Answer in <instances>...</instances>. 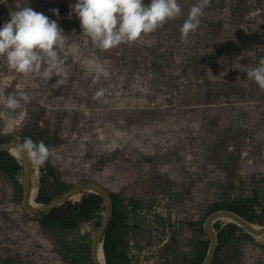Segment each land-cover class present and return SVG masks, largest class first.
Returning <instances> with one entry per match:
<instances>
[{
  "label": "rangeland",
  "instance_id": "rangeland-1",
  "mask_svg": "<svg viewBox=\"0 0 264 264\" xmlns=\"http://www.w3.org/2000/svg\"><path fill=\"white\" fill-rule=\"evenodd\" d=\"M237 1L211 0L185 40L180 29L197 0H179L176 19L133 43L102 50L70 15L77 0H0V27L10 11L27 6L57 21L65 33L59 52L67 72L57 85V76L16 73L0 60V88L31 98L12 121L0 106V145L20 141L21 133L33 140L56 134L59 141L48 147L64 182L140 199L147 207L141 212L146 236L129 243L132 264H162V250L174 239L190 250L201 234L189 223H204L216 202L249 196L254 188L264 195V89L246 72L264 56V0H243V16L233 18ZM92 62L103 69L99 78ZM38 177L32 164L28 200L41 207L34 200ZM230 177L244 188L224 189ZM85 186L70 198L91 190ZM23 205L0 175V264H69L41 229L39 215ZM157 214L168 220L165 226H157ZM218 220L236 222L227 215ZM180 221L186 223L181 230ZM81 231L96 232L88 223ZM263 246L264 237L246 242L239 264H264ZM97 248L106 264L102 236Z\"/></svg>",
  "mask_w": 264,
  "mask_h": 264
},
{
  "label": "trees",
  "instance_id": "trees-1",
  "mask_svg": "<svg viewBox=\"0 0 264 264\" xmlns=\"http://www.w3.org/2000/svg\"><path fill=\"white\" fill-rule=\"evenodd\" d=\"M260 1V0H258ZM245 2L239 0L230 8L233 18L243 16L240 13L245 9ZM247 7V6H246ZM20 137H28L21 133ZM33 141H41L36 139ZM47 146L52 142H58L57 135H48L42 140ZM108 159L105 161L107 162ZM37 166V165H36ZM39 177L35 202L40 205H48L60 198L73 186L64 182L61 172L54 166L51 158L43 165L38 166ZM24 167L22 160L10 153L8 149L0 150V175H3L12 185L14 192L22 197ZM253 180V179H252ZM253 184H255L252 181ZM244 188L240 180L235 182L231 177L226 179L222 187L230 190L235 187ZM113 213L105 229L103 248L106 256V264H132L129 254V243L135 237L146 236V218L141 214L147 209L146 205L138 198H126L118 193H110ZM219 210H228L240 215L247 223L264 225V195L254 188L249 196L226 198L216 202L207 210L205 217ZM106 211L104 198L92 190H84L78 200H67L51 211L36 217L43 232L53 241L55 250L60 257L69 264H93L90 256L92 235L82 233L83 224H90L93 230L101 225ZM154 221L158 227L165 226L166 218L157 214ZM238 224V225H237ZM185 222H178L179 230L185 227ZM199 228L201 237L193 241L190 250H182L175 246V239L167 245L164 252V262L169 264H204L207 259L211 241L203 229V220L191 222ZM238 222H222L218 220L212 226L217 239V252L211 264H239L243 260V246L247 243H257L256 239L247 235ZM264 250V246L262 247Z\"/></svg>",
  "mask_w": 264,
  "mask_h": 264
},
{
  "label": "clouds",
  "instance_id": "clouds-1",
  "mask_svg": "<svg viewBox=\"0 0 264 264\" xmlns=\"http://www.w3.org/2000/svg\"><path fill=\"white\" fill-rule=\"evenodd\" d=\"M210 2L197 0L190 8L180 29L182 39L186 40L197 30ZM70 10V15L74 13L79 19L81 31L102 50L133 43L182 14L179 0H150L147 5L144 0H77L70 5ZM51 11L59 17L57 9ZM9 17V21L0 27V60H5L8 69L16 73L42 76L48 80L57 76L58 85L67 76L65 60L59 52L65 44L64 30L56 20H50L31 6L10 11ZM92 67L99 78L102 67L95 62H92ZM246 72L247 79L264 89V56L259 57L256 66ZM104 94L105 89L102 88L96 97L101 98ZM30 99L26 91L7 93L0 88V106L8 110L9 121L14 119L13 114L22 107V103H28ZM15 150L37 166H43L51 156L50 148L42 140L33 141L30 137L17 141Z\"/></svg>",
  "mask_w": 264,
  "mask_h": 264
},
{
  "label": "water",
  "instance_id": "water-1",
  "mask_svg": "<svg viewBox=\"0 0 264 264\" xmlns=\"http://www.w3.org/2000/svg\"><path fill=\"white\" fill-rule=\"evenodd\" d=\"M18 139L20 141L23 140V139H21V137H18ZM6 143H7V141H5L4 144L0 145V150H5L6 149V147H7V146H5ZM23 167H24V180L22 182L23 183V194H22V197H21L22 198V205H23V200H24L25 196L27 197L29 195V192H28V194L26 193L25 177H26V174L29 173V180H30L32 163L29 161V169H28V171H27V167H26V165L24 163H23ZM80 186H85L84 182L73 186L69 191L64 193L60 198L52 201L50 204L43 205V206L37 208L35 212L28 211L27 208L24 205L23 206L28 212H30L32 214H36V215L45 214V213L51 211L52 209H54L55 207L65 203L67 200L71 199L70 196L72 195V193H74ZM85 187H87V186H85ZM29 188H30V182H29ZM92 191H94V190H92ZM95 192L100 194L104 198V196L101 193H99L97 191H95ZM107 194H108V198H109V201H110V210L107 211L108 209H106V213H105L104 219H103L101 225L99 226V228L96 230V232L101 231V236L103 235L105 229L107 228L108 223H109V221L111 219V216H112V213H113V204H112L111 196H110V193L108 191H107ZM104 200H105V198H104ZM105 204H106V200H105ZM106 207H107V205H106ZM227 214H234L235 216L239 217L244 222H246L240 215H238L235 212L228 211V210H219V211H216V212H213V213L209 214L207 216V218L204 220L203 229H204L205 233L207 234V236L209 237V239L211 241V246H210V250H209L207 259L205 260L204 264H211L212 263V261H213V259L215 257V254L217 252V248H218L216 236H215L213 231H212V235L209 234V232L206 229V224L209 221L211 226H212V224L216 220H218L220 217L226 216ZM241 228L243 229V231L247 235H249L253 239L259 240V239H262L264 237V232H260L259 234H251L244 227H241ZM96 232H95V234H96ZM95 234L92 237V244H91V249H90V256H91V260H92L93 264H96L94 262L93 256H92ZM101 236H100V238H101ZM212 244H214V252H213L212 256L210 257V251H211Z\"/></svg>",
  "mask_w": 264,
  "mask_h": 264
},
{
  "label": "bare ground",
  "instance_id": "bare-ground-1",
  "mask_svg": "<svg viewBox=\"0 0 264 264\" xmlns=\"http://www.w3.org/2000/svg\"><path fill=\"white\" fill-rule=\"evenodd\" d=\"M5 146L10 148V151L13 152V155H15L16 157H18L19 155L21 156L22 162L26 165L27 171H28L29 160L27 159L26 155L23 157L22 154L16 152V150H15L16 143H7V144H5ZM29 182H30L29 173H27L26 177H25V185H26L25 187H26V193L27 194H28V192L30 193ZM86 186L88 188H91L94 191L101 193L104 196V198L106 200V205H107L106 209H108L107 211H109L110 210V201H109L107 192L101 186H99L97 184L88 183ZM24 206L26 208L30 209L31 211H34V212L36 211L37 208H39V207L35 206L31 201L28 200V196L27 197L25 196V198H24ZM227 216H229L230 218H232L236 222L240 223L251 234H259L260 232H264V225L261 227H256V226H253L252 224L244 222L242 219L235 216L234 214H227ZM210 225L211 224L208 221L206 224V229L209 232V234L212 235ZM100 236H101V231L96 232L95 237H94V246H93L92 256H93V260L96 264H105L103 252L101 249L97 248L98 244L100 242ZM213 252H214V244H212V247H211L210 257L212 256Z\"/></svg>",
  "mask_w": 264,
  "mask_h": 264
}]
</instances>
